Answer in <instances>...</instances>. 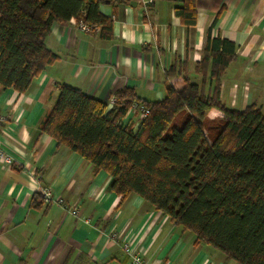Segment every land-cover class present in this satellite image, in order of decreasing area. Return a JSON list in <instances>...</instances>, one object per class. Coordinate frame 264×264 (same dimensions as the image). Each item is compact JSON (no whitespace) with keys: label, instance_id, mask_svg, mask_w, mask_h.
<instances>
[{"label":"crops","instance_id":"obj_1","mask_svg":"<svg viewBox=\"0 0 264 264\" xmlns=\"http://www.w3.org/2000/svg\"><path fill=\"white\" fill-rule=\"evenodd\" d=\"M110 1L99 6L112 19L109 39L82 32L74 19L53 22L45 44L57 59L24 93L0 85V264H127L126 247L145 264H236L210 245L195 244L191 232L140 196L118 203L106 172L93 173L90 163L58 147L38 124L56 100L57 84L104 102L130 87L154 101L163 98L166 84L181 88L184 75L199 80L194 64L208 28L211 37L236 45L221 78L222 102L264 109V0H196V22L189 28L170 0ZM172 64L186 67L167 77ZM140 118L134 104L124 121L137 127ZM44 187L52 201L31 204Z\"/></svg>","mask_w":264,"mask_h":264},{"label":"trees","instance_id":"obj_2","mask_svg":"<svg viewBox=\"0 0 264 264\" xmlns=\"http://www.w3.org/2000/svg\"><path fill=\"white\" fill-rule=\"evenodd\" d=\"M107 1L0 0V85L24 93L57 59L45 44L53 22L82 21L109 39L112 19L99 12ZM170 1L180 22L193 27L196 0ZM210 31L194 64L199 80L184 75L181 88L166 84L163 98L154 101L124 87L111 107L57 84L38 128L90 163L93 173L106 172L118 203L138 195L191 232L195 244L210 245L236 264H264V109L222 102L221 78L236 45ZM185 67L172 64L166 76ZM134 104L147 110L137 127L124 121ZM211 109L219 114L209 117ZM38 199L34 194L30 203Z\"/></svg>","mask_w":264,"mask_h":264},{"label":"built area","instance_id":"obj_3","mask_svg":"<svg viewBox=\"0 0 264 264\" xmlns=\"http://www.w3.org/2000/svg\"><path fill=\"white\" fill-rule=\"evenodd\" d=\"M148 3H151L152 0H148ZM78 29L81 30L82 32H86V33H92V32H98V27L96 26H90L82 21L77 23ZM116 99L115 97H112L108 100V107H111L115 104ZM141 111H142V115H145L147 113V110L141 107ZM4 119V117L0 114V121H2ZM1 156V153H0ZM6 162H10L9 158H5ZM40 195H41V199L45 202H50L52 201L53 197L52 194L50 192V190L47 187H44L41 189L40 191ZM129 248L126 247V250L129 252V261L127 264H145V262L143 261L141 255L139 253H134L131 250H128Z\"/></svg>","mask_w":264,"mask_h":264},{"label":"rangeland","instance_id":"obj_4","mask_svg":"<svg viewBox=\"0 0 264 264\" xmlns=\"http://www.w3.org/2000/svg\"><path fill=\"white\" fill-rule=\"evenodd\" d=\"M194 80H196V79H194ZM197 81V80H196Z\"/></svg>","mask_w":264,"mask_h":264}]
</instances>
